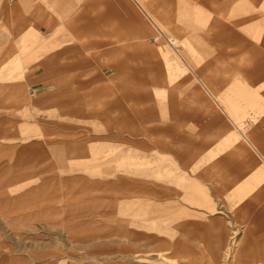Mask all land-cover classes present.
<instances>
[{
  "label": "rangeland",
  "instance_id": "rangeland-1",
  "mask_svg": "<svg viewBox=\"0 0 264 264\" xmlns=\"http://www.w3.org/2000/svg\"><path fill=\"white\" fill-rule=\"evenodd\" d=\"M117 1L44 81L49 29L0 0V89L27 90L0 106V264H264V183L239 210L208 170L264 174V0Z\"/></svg>",
  "mask_w": 264,
  "mask_h": 264
},
{
  "label": "crops",
  "instance_id": "crops-1",
  "mask_svg": "<svg viewBox=\"0 0 264 264\" xmlns=\"http://www.w3.org/2000/svg\"><path fill=\"white\" fill-rule=\"evenodd\" d=\"M4 1H5V5H9L11 7V8H9L8 12H9V15L12 16L10 18H5V20L14 21V22L17 21L19 23L21 33L16 35V36L21 37V38H25L26 43H28V41H29V38H28L29 36L27 33L29 25H36V26L38 25V26L49 29L50 33L47 34V36L45 37L44 43L40 46H37L31 54L26 55L23 59L24 62L28 63V65H25L23 67L24 71H28L30 69H33V68L39 66V65H42L44 76L41 79L44 81L48 77L57 76L56 73L60 72V71L55 72L53 69H58V70H62V69L70 70V69H74V68L77 69V67H69L68 66V67L62 68L59 66H57V67L53 66V63L55 62V60L60 59V60L65 61V60H67V58L69 56L68 57L63 56V55L57 56L54 53L55 51L52 50V48H54L55 46H58L59 44L62 45L63 47H68V46L72 45L73 42H75L71 38L70 33L72 30L73 31L76 30L75 37H80V39L88 38V35L86 32V29H87L86 25H88V24L92 25L91 23L94 20V17H92L93 14L96 13L97 15H99L100 12L103 13L102 12L103 9H105V10L107 9V13H106V11H104V13L107 15L108 14V8H109L108 5L111 4V6H114L118 2L117 0H110V1L109 0H42L43 3L36 2V6L34 8H32L31 10H28L29 0H7V1L4 0ZM222 1L223 0H202L201 4L212 6V5H216V2H217V5H219V3ZM233 1L234 0H225L223 5L229 6L230 4H232ZM148 6L149 7H156V6L168 7V6H175V5L170 0H152L148 3ZM94 8H98V9L100 8V11H98V9L96 11H94ZM53 16H55V18ZM190 18H191L190 23L191 22L194 23L195 19L192 17H190ZM213 22H214V19H213ZM202 24L203 23L201 22V25H197L196 29H200L201 31L206 30L207 29L206 26L208 24H204V25H202ZM255 26L256 25H253L252 27L255 28ZM260 29H263V25L260 26ZM89 31H92V29H90ZM143 33H144V35H139L140 38H138V40L143 38V40L146 41L148 39V36L150 34H152L151 32H143ZM255 34H252V35L257 37V35H255ZM100 36H101V38H103V35H100ZM233 37L234 36H232L231 39L233 42H235L236 40L233 39ZM260 38H262V36ZM156 39L160 40L162 38L160 36H156ZM260 42H261V40H260ZM216 43L219 44V42H216ZM170 44L172 45V47H176L179 44V42L177 41V39H172L170 41ZM64 50H67V51H65L67 53L73 52L67 48H65ZM74 52H83L84 53L86 51L80 50V51H74ZM86 53H88V52H86ZM89 53H91V52H89ZM70 56H71V58L77 57L75 55H70ZM204 56H205V58L211 57V56H209L208 53H204ZM78 57H80V56H78ZM205 58H204V60H205ZM206 62H209V64H212L211 60H207ZM51 63H52V65H51ZM45 72H48V73H45ZM52 80H55V78ZM26 91L27 90L25 88H23V90L16 89L15 92H14V89H10L7 91H5L4 89H0V106L1 105L7 106V105H5L6 103H12V99H14L13 98L14 93H19L20 94L19 98L21 100L22 96H24L23 94H25V96H26V93H27ZM137 92L139 93V95H142L144 93V91H137ZM150 93L151 92H149L148 94H150ZM250 94L251 93L246 91V96H249ZM179 95H180V97H183V92L180 91ZM157 133H159V131ZM187 146H191V145L189 143H187ZM236 153H234L235 160H238L240 162L241 166H246L247 168L249 166L252 169L251 171H252L253 175L251 178L243 180V178L233 179L230 175H228L226 177L227 174L226 175H223V174H225V172H229V170H227V169L225 170L222 167L223 165H219V164L210 165L208 167L209 168L208 170L213 173V176L215 178H216V176L218 177L219 183L224 184V188L227 189L226 192L230 195L229 197L231 199V205L235 209L240 210L245 204V203H243L244 199L247 198L248 196L253 197V192L256 191L257 189H260V186L262 185V183H264V182H262V181H264L263 180L264 174L261 172L259 174H255V171L258 170V168H257L258 164L256 165V163H254V162L251 163L250 161L247 160L246 156L241 155V153L240 154H238V153L236 154ZM245 158H246L247 162L245 161ZM228 174H231V173H228ZM261 177H263V178H261ZM198 188L200 189L199 186H198ZM199 191H201V190H199ZM228 194H226V196ZM123 209L124 210H121V212L125 213V214L131 213L133 216L134 215H144L141 210H138V211H135L134 213H132L130 210L127 209V207H125ZM147 214H148V211H146L145 215H147ZM255 219L256 218H253V217L250 218L249 223L250 224L253 223L255 225L254 226L255 230H257L256 229L257 228L256 227L257 222L254 221ZM262 224L263 223H261V225ZM216 236H218V235H216Z\"/></svg>",
  "mask_w": 264,
  "mask_h": 264
},
{
  "label": "bare ground",
  "instance_id": "bare-ground-1",
  "mask_svg": "<svg viewBox=\"0 0 264 264\" xmlns=\"http://www.w3.org/2000/svg\"><path fill=\"white\" fill-rule=\"evenodd\" d=\"M264 75V74H263ZM264 77V76H263ZM250 93V92H249ZM252 93V92H251ZM246 95V94H245ZM237 108V107H236ZM215 170V169H214ZM256 172V171H255ZM257 174V173H256ZM218 175V174H217ZM224 175V174H223ZM217 177V176H216ZM221 177V176H220ZM261 178H263V177H261ZM256 180V179H255ZM264 180V179H263ZM262 181V180H261ZM262 182H264V181H262ZM260 183V182H259ZM261 184V183H260ZM253 185V184H252Z\"/></svg>",
  "mask_w": 264,
  "mask_h": 264
}]
</instances>
